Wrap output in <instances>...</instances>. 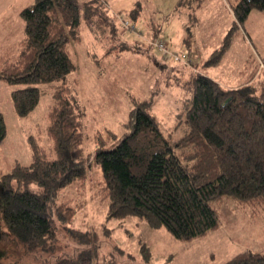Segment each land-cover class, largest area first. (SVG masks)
<instances>
[{
  "label": "trees",
  "instance_id": "trees-1",
  "mask_svg": "<svg viewBox=\"0 0 264 264\" xmlns=\"http://www.w3.org/2000/svg\"><path fill=\"white\" fill-rule=\"evenodd\" d=\"M230 8L235 21L209 64L217 63L253 10L264 13V0H235ZM83 9L95 38L115 29L97 0L86 1ZM130 13L133 19L138 15L135 8ZM19 16L23 37L14 55L0 60V79L24 86L10 92L13 111L24 116L38 102L34 84L61 80L74 68L66 45L79 38V13L76 0H33ZM148 29L153 38L159 25L149 22ZM183 88L189 97L182 102L185 133L178 140L171 143L160 133L148 103L141 102L128 113V131L110 147L98 138L94 151L108 199L107 218L136 216L180 241L216 229L219 209L228 200L264 208V84L258 94H249L245 85L224 88L195 73ZM48 117L49 155L30 138V163H14L0 173V264H14L5 262V246L31 254L51 247L54 222L63 227L71 214L55 203V196L83 179L88 168L77 107L63 84L52 94ZM4 136L0 113V141ZM31 184L38 192L29 189ZM140 251L146 260L147 248ZM53 264L92 263L79 254ZM224 264H264V252H241Z\"/></svg>",
  "mask_w": 264,
  "mask_h": 264
},
{
  "label": "rangeland",
  "instance_id": "rangeland-1",
  "mask_svg": "<svg viewBox=\"0 0 264 264\" xmlns=\"http://www.w3.org/2000/svg\"><path fill=\"white\" fill-rule=\"evenodd\" d=\"M86 1L76 0L79 38L66 45L74 68L61 80L34 84L38 102L29 113L15 114L10 100V92L24 86L0 79V113L5 125L0 173L8 172L14 163H30V138L49 155L48 113L52 94L61 84L77 107L81 146L88 161L85 177L65 185L55 196V203L63 204L71 214L63 227L54 222L51 247L31 254L5 246V262L53 264L56 259L82 254L92 264H224L241 252H264V208L233 200L220 207L218 227L193 240L173 239L163 228L151 229L136 216L107 218L108 199L101 191L103 179L94 160L96 140H106L104 147L114 144L128 131V113L141 102L148 103V113L171 143L182 137V102L189 97L183 86L191 74L207 75L224 88L245 85L249 94H258L264 84V13H250L213 65L207 61L220 49L235 21L230 8L235 0H183L180 5L181 0H97L115 28L100 38L84 23ZM32 2L0 0V60L17 51L23 37L19 12ZM133 8L138 12L134 19ZM149 22L159 25L153 38ZM177 33L182 38L174 42ZM157 38L167 44V52L152 46ZM29 189L38 192L34 184ZM141 246L148 250L146 260Z\"/></svg>",
  "mask_w": 264,
  "mask_h": 264
},
{
  "label": "built area",
  "instance_id": "built-area-1",
  "mask_svg": "<svg viewBox=\"0 0 264 264\" xmlns=\"http://www.w3.org/2000/svg\"><path fill=\"white\" fill-rule=\"evenodd\" d=\"M119 20H120V24L123 26V28H125V29H129L130 25H129L126 21L121 20V19H119ZM131 29L134 30V26L131 25ZM166 45H167V44H166L165 42H163L162 40H160V39H158V38L155 39V40L152 42V46H154V47L157 48L158 50L162 51L163 53L167 52V50L165 49V48H166V47H165ZM173 58L176 59L177 56L174 55Z\"/></svg>",
  "mask_w": 264,
  "mask_h": 264
},
{
  "label": "crops",
  "instance_id": "crops-1",
  "mask_svg": "<svg viewBox=\"0 0 264 264\" xmlns=\"http://www.w3.org/2000/svg\"><path fill=\"white\" fill-rule=\"evenodd\" d=\"M181 38H182V35H180V33H177L174 42H176L177 40H181Z\"/></svg>",
  "mask_w": 264,
  "mask_h": 264
}]
</instances>
